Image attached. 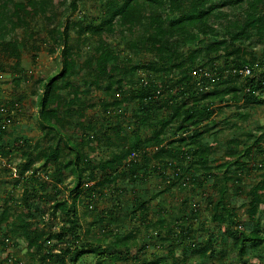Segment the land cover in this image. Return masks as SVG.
I'll use <instances>...</instances> for the list:
<instances>
[{"label":"trees","instance_id":"obj_1","mask_svg":"<svg viewBox=\"0 0 264 264\" xmlns=\"http://www.w3.org/2000/svg\"><path fill=\"white\" fill-rule=\"evenodd\" d=\"M28 1L29 8L16 0H0V39L17 59L19 71L25 45L5 40L28 25V17L40 18L61 51L60 71L35 93L48 146L40 150L39 159L46 161L45 168L54 162L60 174L71 167L75 181L68 198L59 197L57 188L39 195L35 184L47 190V180L32 165L34 154L25 152L31 158L17 173L26 184L20 201L28 214L16 215L11 206L0 212L3 246H20L23 239L34 264H78L87 255L93 256L90 264H187L192 256L216 264L220 241L241 264H254L249 255L264 259V173L242 203L248 225L239 220L229 197L230 188L236 195L243 193L244 177L252 169L264 170V159L250 166L255 153L264 158V128L259 127L260 134L247 133L246 140L235 135L227 140L229 161L221 165H211V153L217 150L207 140L208 135L218 136L207 126L217 111L240 103L264 105V0H102L101 13L88 22L64 17L54 0ZM77 2L71 0V11ZM83 46L90 53L83 54ZM246 66L252 74L245 79L227 75ZM96 90L102 91L101 97L94 95ZM19 106V101L0 103L11 124V113ZM2 126L0 140L8 133ZM76 138L79 144L73 143ZM62 143L76 153L65 163L57 161ZM97 151L105 154L98 163L93 157ZM154 176L163 180V190L142 192ZM208 182H215L220 194L208 203L211 226L201 224V209L191 199L180 200L182 208L176 213L174 206H151L175 187L193 192ZM83 194L93 207L82 205L80 213L77 202ZM107 194L113 206L101 211L96 204ZM44 199L47 210L37 203ZM49 214L63 222L58 233L54 227H39ZM89 215L92 222L84 229L80 218ZM55 238L66 246L52 244ZM149 245L167 256L140 258ZM221 253L220 260L226 256Z\"/></svg>","mask_w":264,"mask_h":264},{"label":"rangeland","instance_id":"obj_2","mask_svg":"<svg viewBox=\"0 0 264 264\" xmlns=\"http://www.w3.org/2000/svg\"><path fill=\"white\" fill-rule=\"evenodd\" d=\"M19 3H23L27 8L30 7L28 0H16ZM56 6L60 9V12L64 17L70 18L71 20L78 19H87V22L90 18L96 17L101 13V4L102 0H78L77 8L75 11H71V0H54ZM28 25L23 26L15 32L14 35H8L5 40L8 43L11 40H17L18 44H24L25 46L21 49V59L19 71L15 68L17 67V59L9 56L8 51L3 47V40L0 39V103L11 105L15 101L20 102V106L17 111H12L11 118L13 123L7 127L8 133L6 136L0 140V212L4 210L7 206H11L12 213L18 215H24L27 217L28 212L23 206V203L20 201L26 188L25 182L22 180L23 177L18 175L19 173L14 172V169H22L24 164L30 160V156H26L25 152L33 153V166L35 170L40 171V176L45 179L46 174L43 170H46L49 173V180L45 181L48 185L47 190H43L41 184H35L39 195L47 196L53 190L57 188V191L61 192L59 197L68 198L69 188L74 184L75 175L73 174L71 167L66 166L63 173L57 172L55 169L56 165L54 162L47 163V168H45L46 161L44 159H39L40 150L46 149L47 143L43 139V130L40 124L39 118V109L36 105L37 97L35 93L41 92V86L45 82L49 81V77L56 74L60 71L62 67V57L61 51L52 43V40L47 35L45 29L44 20L40 18H30L27 19ZM72 38H76V31H71ZM118 39H114L116 43ZM53 48H57L56 53H51ZM256 50L260 51V48ZM90 53V49L83 46L82 53ZM95 96L101 97L102 91L96 90ZM241 113L247 115L248 118L241 119L235 114ZM93 114V113H92ZM8 115H0V123H4ZM208 127L211 128V132H217V138L213 136H207L208 142H210L214 148H216L215 153H211L213 161H211L212 166L221 165L229 161V158L226 155V142L230 138L235 136H240L242 140H246L247 133H257L259 127L264 128V105H255L247 107L240 103L239 105H232L231 107H225L223 111L216 112L215 118L210 122ZM23 139L24 143H18L16 140ZM216 140V142H215ZM65 143V141H64ZM64 150L58 162L62 161L65 163L71 159L75 158V152H72L71 149L64 145ZM74 144H79V138L73 140ZM5 150L8 153V156L3 155ZM149 151V150H148ZM105 154L102 151H97L93 154L95 161L98 163L101 160V157H104ZM263 156L255 153L254 162H250V166L256 164L259 166V163L263 160ZM248 159H245L247 161ZM188 165V164H186ZM21 167V168H20ZM169 172V171H168ZM171 173V171H170ZM263 171L252 169L250 173L244 177V187L242 188L243 193L241 195H236V191L233 188L229 190L230 200L233 202V205L237 207V215L240 221L244 222L245 225L249 224L246 222L247 214L246 208L242 207L244 202L246 192L249 190L250 186L256 184L260 181L261 174ZM222 177V175H221ZM46 180V179H45ZM127 183H121L122 187L126 186ZM215 182H208L206 186L201 189L195 187L193 192L181 191L180 187H175L170 192H167L164 196L159 197L157 200L151 201L152 208H155L159 202L169 208L173 206L175 209L174 213L181 207L180 200L182 199H191L192 204L196 203L197 206L201 209V214L199 220L202 223L205 222V226H211L209 220V209L208 203L210 199H218L219 192L214 187ZM142 192H157L163 190L164 182L161 178L154 176L151 177L147 185L142 186ZM196 195V197L194 196ZM86 194L81 196V201L77 202V208L82 213L85 209L82 205H87L93 207L89 204ZM107 199L99 200L96 204L99 210H107L113 206V203L109 199V195H106ZM248 200V199H247ZM80 202V203H79ZM83 202V204H81ZM41 208L48 209L50 206L48 202L44 199L42 201H37ZM208 209V210H207ZM264 210V206L262 208ZM264 222V213L262 214ZM49 219V221H47ZM81 224L84 225V229L87 228L86 222H92L93 217L87 216V218H80ZM45 225L39 223L41 228L49 230L51 227H54L53 231L58 233L60 227L63 226L61 220H52L50 214L46 217ZM58 225V226H56ZM201 234V233H200ZM203 238H207L206 233H202ZM56 236V235H54ZM202 238V239H203ZM20 246L9 244L8 246H3L4 236L0 232V264H13L18 262L19 264H34V261L31 260V257L28 256L27 242L23 239H19ZM66 240V239H64ZM221 242V243H220ZM216 254H215V263L216 264H241L238 257L232 254L229 251L230 247L224 242L220 241ZM52 244H57L60 247H65V241H59L57 238L52 241ZM138 247H133L131 254L137 255ZM226 254L224 259L220 260V254ZM158 254L159 256H167L166 252L161 249H158L155 245H149V249L145 255H139L140 258H148L151 260V255ZM250 262L254 264H264V259L257 260L253 256H247ZM93 262V256L87 255L82 258L81 262L78 264H90ZM36 263V262H35ZM204 263V262H203ZM197 256H192L190 261L187 264H203ZM115 264H132L128 262H119ZM162 264H165L162 262Z\"/></svg>","mask_w":264,"mask_h":264},{"label":"built area","instance_id":"obj_3","mask_svg":"<svg viewBox=\"0 0 264 264\" xmlns=\"http://www.w3.org/2000/svg\"><path fill=\"white\" fill-rule=\"evenodd\" d=\"M251 74H252V68H250L248 66H246L244 68H240V69H234L232 71L227 72L228 76L229 75L237 76L240 79H245L248 76H250ZM0 111L3 112L4 115L6 114V110L5 109H1ZM6 118H7V116H6ZM10 124H11V120L7 119V120L4 121L2 128L5 129L8 126H10ZM0 133H1V130H0ZM14 172H15V175H16L17 170L14 169ZM45 179L48 180L49 178L46 176Z\"/></svg>","mask_w":264,"mask_h":264}]
</instances>
